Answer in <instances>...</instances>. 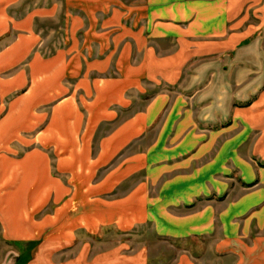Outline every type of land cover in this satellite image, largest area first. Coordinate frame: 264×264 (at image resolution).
<instances>
[{"label":"crops","instance_id":"obj_1","mask_svg":"<svg viewBox=\"0 0 264 264\" xmlns=\"http://www.w3.org/2000/svg\"><path fill=\"white\" fill-rule=\"evenodd\" d=\"M205 126L243 131L260 189L163 217L204 191L150 148ZM156 220L179 246H126ZM0 264H264V0H0Z\"/></svg>","mask_w":264,"mask_h":264},{"label":"rangeland","instance_id":"obj_2","mask_svg":"<svg viewBox=\"0 0 264 264\" xmlns=\"http://www.w3.org/2000/svg\"><path fill=\"white\" fill-rule=\"evenodd\" d=\"M240 136V140H243V131L238 130L234 132L227 127L205 126L201 130H190L188 132V139H182L186 141L180 148L163 147L158 148L159 150L150 148V151L153 150V152H151L152 155L150 156L151 159L149 158V162L152 163L148 164L147 173L158 170L172 171L174 173V180L179 176H183L182 183H188L189 186H192L193 183H199V186L204 191L197 194L198 196L195 194L179 195V192L159 195L158 198L160 200L167 201L171 198L174 203H178L179 205V210L177 211H163V217H167V215L180 216L182 211L186 213L188 211H196V209L205 211L206 216L211 217L214 214L212 211L213 207L215 208V213L219 209L221 215H223L228 208L224 207L226 204L229 202L238 203L250 193L259 191L260 188L257 181L253 182L251 186H241L239 184L240 181L245 180L246 167L249 168L248 171L254 176V172L250 170V166L253 168L255 166V163L240 161L246 156L245 147L239 145L240 140L238 138ZM168 156L174 157V159L169 160ZM176 156H180L181 159L175 158ZM158 158H162V160L157 161ZM154 161L157 162L154 163ZM217 175L219 176L217 177ZM192 176H195V178L192 179ZM216 181L221 183V192L227 190V197L225 199L216 200L212 197L219 195L212 192L216 188ZM232 186H235V188L231 189V192L228 193L229 187L232 188ZM180 202L192 204L185 207L183 206L184 203L180 205ZM196 204H199L200 207L197 208ZM181 207L184 208L181 209ZM248 213L249 211L245 214L247 215ZM245 214L237 215L238 224L244 219ZM167 222L166 220L162 222L156 220L157 226H154V221H152L151 224L141 225L134 231L126 233L122 238L125 239L126 246H129V248L135 245L140 247L142 251L150 253L153 259L159 258L164 253L167 245L171 247L180 245L179 239L170 236V226H166ZM96 238H99V235ZM133 240L135 241L134 244Z\"/></svg>","mask_w":264,"mask_h":264}]
</instances>
